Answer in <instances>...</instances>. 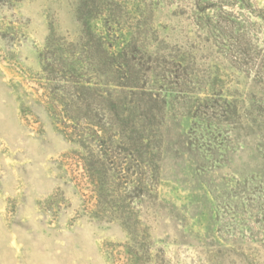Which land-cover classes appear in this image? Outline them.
<instances>
[{
  "label": "rangeland",
  "instance_id": "rangeland-1",
  "mask_svg": "<svg viewBox=\"0 0 264 264\" xmlns=\"http://www.w3.org/2000/svg\"><path fill=\"white\" fill-rule=\"evenodd\" d=\"M140 1L160 161L154 197L122 216L94 212L41 95V50L80 30L74 0H0V264H264V0Z\"/></svg>",
  "mask_w": 264,
  "mask_h": 264
},
{
  "label": "trees",
  "instance_id": "trees-1",
  "mask_svg": "<svg viewBox=\"0 0 264 264\" xmlns=\"http://www.w3.org/2000/svg\"><path fill=\"white\" fill-rule=\"evenodd\" d=\"M74 2L77 36L53 34L40 52L41 95L73 146L76 179L89 183L94 212L123 216L133 212L132 199L154 197L160 161L154 117L161 107L152 103L160 96L146 86L151 58L139 40L143 2ZM222 2L197 0L198 11L218 12ZM229 50L236 59L244 54L235 43ZM180 56L167 57L170 67L183 63Z\"/></svg>",
  "mask_w": 264,
  "mask_h": 264
}]
</instances>
